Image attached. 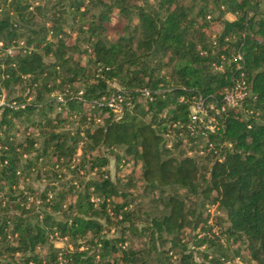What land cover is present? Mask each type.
<instances>
[{
    "label": "trees",
    "instance_id": "trees-1",
    "mask_svg": "<svg viewBox=\"0 0 264 264\" xmlns=\"http://www.w3.org/2000/svg\"><path fill=\"white\" fill-rule=\"evenodd\" d=\"M30 1L36 0H0V102L6 94L0 105V264H233L229 240L243 246L246 256L235 251L242 264H264L263 0H70L69 11L64 0L52 7V0H39L50 7L33 9ZM89 6L98 13L87 18ZM66 14L81 34L72 46L61 38ZM227 14L235 20L223 21L212 41L207 28ZM111 27L118 31L114 40L107 36ZM49 33L52 41H46ZM81 41L89 53L78 50ZM77 51L89 55L93 71L75 59ZM237 53L241 62L233 59ZM240 72L251 89L244 107L252 114L226 110L216 117L215 133L191 136L192 98L221 99ZM56 92L61 100L50 99ZM114 94L124 97L118 116L106 104ZM54 106L60 111L51 117ZM62 109L82 112L81 124L103 123L69 131ZM101 147L107 151L100 154ZM109 156L117 171L141 162L145 191L159 192L162 210L141 229L134 223L140 213L128 210V197L134 202L136 196L105 169ZM64 168L98 176L76 187L72 174L62 178ZM35 172L49 180L38 193L39 213H31L36 205L20 187ZM67 191L76 196L68 205ZM208 204L225 214L217 234L203 213ZM124 223L117 237H106L105 230ZM200 224L204 235L187 241L183 231ZM53 235L67 238L71 249L49 243ZM133 236L143 240L140 249L127 245Z\"/></svg>",
    "mask_w": 264,
    "mask_h": 264
},
{
    "label": "rangeland",
    "instance_id": "rangeland-1",
    "mask_svg": "<svg viewBox=\"0 0 264 264\" xmlns=\"http://www.w3.org/2000/svg\"><path fill=\"white\" fill-rule=\"evenodd\" d=\"M57 1L58 0H52V3H51L52 5L50 4L51 7L53 6V4L57 3ZM69 1L70 0H64V4L67 6L66 11H69ZM88 1L89 0H86V3ZM102 1H110V0H102ZM149 1L153 2V0H149ZM30 3H32V9L36 6L50 7V5H48L47 1L40 3L39 0H36L35 2L30 1ZM57 9L58 8L55 9V12H57ZM261 9L264 10V0L262 1ZM97 13H98L97 8H95L94 6H89L88 12H87V14H88L87 18L92 17V16L96 15ZM116 17H117V15H116ZM65 18L68 19V21L65 25H63L64 32H63L61 38L69 46H72L73 44L78 42L79 36H81V34H79V31H78L79 27L77 25H74L72 22H69V20H71V15L66 14ZM76 19L78 20V17ZM234 20H235V17L233 15L227 14V15H225V17H223V19L218 21V23L215 22L209 28H207L206 31L211 34L212 41L215 40L216 36H218V34L221 32V28L223 26V25L221 26V24L223 21H230L231 22ZM119 21H120L121 25L127 24V21L124 20V18H120ZM206 21H212V18L207 17ZM50 26H51V23L47 22L46 27L49 28ZM117 32H118L117 29H115L114 27L109 28V31L107 34L108 38L110 40H114L118 35ZM49 40L50 41L53 40L50 33H49V36H47V38H46V41H49ZM79 43H80L79 44L80 48H78V50L79 49L81 51L86 50L89 53V51L87 50L88 49L87 44L82 43V41ZM22 44H23V42L20 43V48L23 46ZM224 48H226V47H224ZM74 57H75V59L80 60V62L83 66H88L91 69V71H93L94 66L91 65L89 62V59H90L89 55L79 53L77 51V52H74ZM50 60H51L50 55L45 56V61H50ZM224 64L228 65V64H230V61H226ZM220 70H223V68H221ZM113 86L115 88H117L115 84H113ZM16 92L18 93V91H16ZM59 97L61 98V95L59 94V92H56V93L50 95V99L51 98L57 99ZM5 99H6V94H4L2 96L1 102H3ZM29 101H31V98L29 99ZM59 111H60V107L54 106L53 111L51 113V117H54V115L57 114ZM61 112L65 116H68L67 118L69 119L68 120L69 122H68V124H65L64 126H65V129H67L69 131H71V129L75 130L78 127H81V129L90 130V129H93L94 127H96L100 124L102 125V123H103L100 120L101 122L97 121L98 123L96 122V125L90 124V123L81 124L79 122V120L83 114L79 110L62 109ZM59 130H60V128H59ZM23 134L24 133H21L20 136H18V138H21L23 136ZM82 146H84V142L80 144V147H82ZM106 151H107L106 148L101 147L99 153L101 154V153H104ZM175 154L177 155V152H175L174 155ZM79 155H80V151L76 154V157H78ZM108 159H109V163L105 169L108 170L111 180L116 181V179H119L121 182L120 186L122 188H124L128 193H131L132 195L136 196V200H134V202H130L132 196L128 197V202L130 205L128 210H135V211L140 213V216L137 219H134L135 225L138 227V229H141L143 226H147V221H149V219H152L154 216H158L160 214V211L162 210V207L158 202L159 192L157 191L154 194H149L148 191H145V189H144L145 184L143 183V179L141 176L142 175L141 162H138L137 164L130 162L128 165H125V166L122 165L123 168L118 167L119 171H117V166H116V163H115L113 157L109 156ZM60 172L63 174L62 178H64L66 175L72 174V173L68 172L67 170H65V168L61 169ZM36 175H37L36 172L31 173L29 175V180L20 186L21 188L23 187V190H25L26 194L29 196V199H30L29 202H34V205H36L34 208H31V213L33 211H36V213L40 212L39 209H40L41 204L37 205V203H36V201H38V193L43 191L45 186L49 182V180H47L48 179L47 177L45 179L41 180V178H40L38 180V177ZM97 176L98 175L96 174V171L95 172H86V173L84 171H82V173L79 174V176L73 175V178H74L73 180H74V182H76V187H77V185H78V187H81L82 181H87L88 179H93V178L96 179ZM130 178L132 180L131 182H132L133 186H127V184H126V182ZM66 179L67 178L63 179L62 181H65ZM68 187L69 186L66 185L65 190H69ZM63 190H64V188H63ZM182 191L183 190H181L180 192L182 193ZM66 194H67V205L69 203L70 204L74 203L76 196H74V195L70 196V192H68V191L66 192ZM153 199H154V201H153ZM91 200L95 203V205H99V203H100V201L95 197H92ZM197 200L201 201L199 199H197ZM115 201L117 202V204L122 203V200L120 198L115 199ZM190 202H191V200L187 201V203H190ZM187 205H189V204H187ZM111 209L109 208V210H111ZM203 213H204V216H205V214L209 215L207 225L213 227V230L211 233H216V234L219 233L221 228H222V226H220V224H223V221L225 220L224 212L220 208H218L216 205L208 204L203 209ZM75 214H76V212L74 210L72 215H75ZM53 215L56 217V214L53 213ZM147 215L149 217H147ZM32 221H34V220L32 219ZM100 221H101V223L106 225L105 227H109V225L107 223H105L104 220H100ZM218 223H220V224H218ZM126 226H127V224L124 223L122 226L118 225L116 227H110V230L109 231L105 230L104 233H106L105 235L107 238L117 237V235H118L117 233L121 229V227H126ZM201 227H202V224H200L195 230H193L191 226L186 228L183 231L184 238L187 241H190L191 239H193L195 237V235H197V237H195V238L202 237L204 235V232L201 230ZM127 236L129 237L130 234L127 233ZM219 236H221V235H219ZM141 241H143V240L138 238V237L133 236V237H131V239L129 238L127 245L132 246L135 249H140L141 248ZM160 241L161 240H159L157 244H158L159 248L161 249L162 245H161ZM221 241L223 243H226L227 242L226 237H222ZM49 243L53 244L55 247L62 249V250H65L67 248L71 249L70 244H68V242H67V238H61L59 236L53 235L49 238ZM229 243H230L229 255H230L231 259H234L233 262H231V263L242 264L238 257L235 258V251H238L240 255L246 256V253L244 251L243 246L241 245V243L239 241L229 240ZM167 246H168V244H165L163 249H165V247H167ZM189 248L194 252V258L198 261V253L196 252V250L192 247V245H189ZM203 249H204V247H201L198 250L201 251ZM40 252L43 253L44 249H42Z\"/></svg>",
    "mask_w": 264,
    "mask_h": 264
},
{
    "label": "built area",
    "instance_id": "built-area-1",
    "mask_svg": "<svg viewBox=\"0 0 264 264\" xmlns=\"http://www.w3.org/2000/svg\"><path fill=\"white\" fill-rule=\"evenodd\" d=\"M233 59L236 61L241 62L242 57L239 53L235 54L233 56ZM223 68V65L216 66V70H220ZM238 71L242 70L241 66H238ZM240 80H237L233 82V84L230 87L225 88L223 91L220 92L221 99H218L216 101H212L209 104L206 103V99L199 96H194L192 98V104L190 106V112H189V119H190V127L188 129L190 130L191 136L194 137H200L201 139H206L205 137L209 133H215L217 129L219 128V122L217 121L216 117L222 115L226 112V110H233V111H239L240 113L244 114H252V110H245L244 103L248 102V100L251 98V89L250 86L247 85L245 79H244V73L240 72ZM145 95L147 96L148 93L145 91ZM59 100L60 97L58 98ZM124 101V97L121 95H112L106 100V104L112 108L113 112L116 114V116L120 115L122 113V105L121 103ZM3 104V102H0V105ZM212 112V113H211ZM170 137V136H166ZM184 143L187 142L185 139L183 141ZM201 147H203L206 143V141H200ZM199 142L197 141V143ZM209 147H212V144L208 145ZM230 147V146H229ZM167 148H171V142L167 143ZM195 153V152H194ZM192 152H188V156L195 155ZM197 155H203L204 152L200 150V152H196ZM49 201L51 199V194L47 195ZM37 205H40V201H36Z\"/></svg>",
    "mask_w": 264,
    "mask_h": 264
}]
</instances>
